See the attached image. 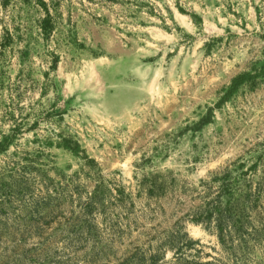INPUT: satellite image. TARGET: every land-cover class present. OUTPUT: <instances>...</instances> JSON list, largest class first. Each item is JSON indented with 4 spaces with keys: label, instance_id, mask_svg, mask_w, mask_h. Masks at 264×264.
Listing matches in <instances>:
<instances>
[{
    "label": "rangeland",
    "instance_id": "374dc122",
    "mask_svg": "<svg viewBox=\"0 0 264 264\" xmlns=\"http://www.w3.org/2000/svg\"><path fill=\"white\" fill-rule=\"evenodd\" d=\"M0 264H264V0H0Z\"/></svg>",
    "mask_w": 264,
    "mask_h": 264
},
{
    "label": "trees",
    "instance_id": "16d2710c",
    "mask_svg": "<svg viewBox=\"0 0 264 264\" xmlns=\"http://www.w3.org/2000/svg\"><path fill=\"white\" fill-rule=\"evenodd\" d=\"M240 81L241 79H236L234 85L236 86L237 84H239ZM231 199H232V204L230 205V208L234 209L233 213L238 214V210L241 209L240 205L238 204V200L236 198H230V200Z\"/></svg>",
    "mask_w": 264,
    "mask_h": 264
}]
</instances>
